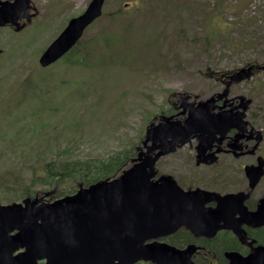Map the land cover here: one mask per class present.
Returning a JSON list of instances; mask_svg holds the SVG:
<instances>
[{"label": "rangeland", "instance_id": "obj_1", "mask_svg": "<svg viewBox=\"0 0 264 264\" xmlns=\"http://www.w3.org/2000/svg\"><path fill=\"white\" fill-rule=\"evenodd\" d=\"M35 1L34 19L0 28V177L11 187H0V205L19 201L44 162L130 148L135 157L172 95L205 99L221 90L193 77L206 56L219 70L264 66V0H105L75 55L87 64L48 68L40 55L91 0ZM107 35L118 36L110 48ZM235 92L264 110V69ZM43 189L31 187L36 196Z\"/></svg>", "mask_w": 264, "mask_h": 264}, {"label": "water", "instance_id": "obj_2", "mask_svg": "<svg viewBox=\"0 0 264 264\" xmlns=\"http://www.w3.org/2000/svg\"><path fill=\"white\" fill-rule=\"evenodd\" d=\"M28 2H0V27L16 25ZM103 3L92 0L80 16L72 18L42 53L39 65L46 68L66 54L101 16ZM16 28L20 29L18 25ZM252 68L240 69L230 80L249 79ZM211 103L212 99L206 100L195 109L184 127L169 122V118H162L165 124L147 127L143 147L149 141L159 142L160 152L154 158L140 152L136 163L116 178L88 187L79 185L73 195L52 202H44L50 194L46 193L21 203L0 205V264H194V245L179 250L159 242L182 227L195 237L206 238L228 229L244 243L241 224H264V199L255 212H247L243 193L221 196L202 190L183 192L171 176L155 178L157 158L175 151L179 137L199 133L203 145L214 135L236 127L237 119L229 115L210 116ZM245 174L249 187L254 188L264 175V162L247 168ZM209 201L217 202L218 208L206 210ZM237 212L240 218L233 219ZM253 243H248L251 251L246 256L225 252L228 264H264V245L253 247Z\"/></svg>", "mask_w": 264, "mask_h": 264}, {"label": "flooded vegetation", "instance_id": "obj_3", "mask_svg": "<svg viewBox=\"0 0 264 264\" xmlns=\"http://www.w3.org/2000/svg\"><path fill=\"white\" fill-rule=\"evenodd\" d=\"M39 8L40 5L35 0H29L28 11L20 12L16 24L24 26L25 23L30 22L36 17ZM254 64L256 65V63H248L239 67L219 70L217 60L206 56L200 60L199 68L193 71V77L204 80L203 82L214 87V90H221L212 93L205 99H200L187 92H176L171 96L172 99L168 100L170 104L166 112L155 116L148 125L165 124L162 118L166 117L169 118V122L179 123L184 127L189 115L201 105V102L208 99H212L209 115L224 114L230 115L233 119L235 116L242 117V122L238 127L227 130L224 134L214 135L211 140L209 138L204 141L203 145H201L199 133L179 137L178 142H184L176 151L159 157L155 168L158 174L171 175L185 192L202 190L222 196L243 193L245 196L243 206L247 212H255L260 200L264 199V175L254 188H250L249 180L245 174L247 168L256 167L264 162V120L262 118L264 110L257 108L258 105L251 98L235 92L238 85H242L250 79L235 83L231 82L230 77L238 69ZM260 71L257 68L252 69L254 74L260 73ZM224 92L225 95L220 97L219 95ZM246 99L250 100L247 106ZM245 106L246 109H244ZM159 146V142L154 144L149 141L145 150L146 155L154 157L160 152ZM204 208L215 210L218 208V204L215 201H209ZM232 218L239 219L240 214L237 212ZM219 225H223V223ZM241 229L246 236L244 243H241L228 229L219 230L213 238L195 237L188 230L181 229L166 237L164 241L179 250L194 245L197 248L191 256V261L194 264H228L225 252L236 251L246 256L251 251L248 243L254 241L253 247L264 245V224L261 226L241 224ZM180 232L189 235L190 242L173 244L172 239L179 237Z\"/></svg>", "mask_w": 264, "mask_h": 264}, {"label": "trees", "instance_id": "obj_4", "mask_svg": "<svg viewBox=\"0 0 264 264\" xmlns=\"http://www.w3.org/2000/svg\"><path fill=\"white\" fill-rule=\"evenodd\" d=\"M117 38V35H107L103 38V44L106 48H110L117 41ZM82 52L88 54V51L83 50ZM76 53L77 49L70 52L63 61L68 65L84 66L87 64L86 60H78L75 56ZM74 56L75 58H73ZM132 152L133 149L130 148L102 158H68L44 162L40 167V171L30 176V185L21 191L16 200L36 194L31 191L32 186L39 185L44 188V192L54 190V197L58 198L74 193L79 184L87 187L97 181L116 177L128 165L130 159L133 158L134 154L132 156ZM1 186L6 187L8 190L11 189L7 180L2 177H0ZM190 239L189 235L180 232L179 237L173 238L172 242L173 244L186 243L190 242Z\"/></svg>", "mask_w": 264, "mask_h": 264}]
</instances>
